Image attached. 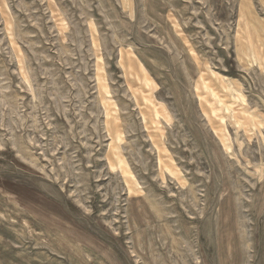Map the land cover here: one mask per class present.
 I'll return each mask as SVG.
<instances>
[{
  "label": "rangeland",
  "instance_id": "rangeland-1",
  "mask_svg": "<svg viewBox=\"0 0 264 264\" xmlns=\"http://www.w3.org/2000/svg\"><path fill=\"white\" fill-rule=\"evenodd\" d=\"M0 264H264V0H0Z\"/></svg>",
  "mask_w": 264,
  "mask_h": 264
}]
</instances>
